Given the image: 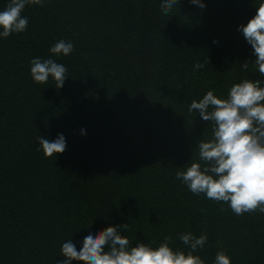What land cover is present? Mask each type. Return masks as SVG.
Segmentation results:
<instances>
[{"label": "trees", "instance_id": "16d2710c", "mask_svg": "<svg viewBox=\"0 0 264 264\" xmlns=\"http://www.w3.org/2000/svg\"><path fill=\"white\" fill-rule=\"evenodd\" d=\"M203 2L165 15L162 0H45L23 10L26 31L0 38V264H57L65 241L79 251L108 227L132 246L171 237L185 252L180 234L207 235L194 253L205 264L219 251L264 264V213L236 215L176 178L212 136L210 121L189 115L192 100L264 80L254 63L241 68L255 56L238 30L259 0ZM60 40L70 55L50 52ZM34 58L67 68L63 88L34 82ZM58 134L66 151L45 158L38 137Z\"/></svg>", "mask_w": 264, "mask_h": 264}, {"label": "clouds", "instance_id": "9594fccd", "mask_svg": "<svg viewBox=\"0 0 264 264\" xmlns=\"http://www.w3.org/2000/svg\"><path fill=\"white\" fill-rule=\"evenodd\" d=\"M45 0H9L0 11V38L27 30L28 18L22 16L27 5L44 6ZM181 0H162L161 11L167 15ZM189 3L205 9L203 0H189ZM251 45L254 62H244L241 68L249 69L250 63L264 77V0H259L255 16L247 25L238 29ZM218 43V41H214ZM74 45L60 40L50 48L55 55H70ZM196 63L195 70L204 68ZM31 76L35 83L46 84L51 77L56 88H63L67 79V68L53 59L31 60ZM198 112L203 121L211 122L210 139L197 143V156L189 165L176 173V178L194 195L204 194L207 199L227 203L236 215L264 213V80L244 79L230 87L227 98H218L208 91L199 101L192 100L188 113ZM81 135L86 130L81 129ZM40 149L45 158L56 157L66 151L63 134L55 140L38 137ZM129 230L130 225L119 226ZM179 239L190 247V251L174 250L170 247L171 237H165L157 247L138 243L132 246L127 236L120 234L117 227H108L97 234H89L78 251L71 239L61 246L66 258L57 264H205L200 256L194 255L203 248L207 235L197 238L192 233H182ZM215 264H232L225 251H219Z\"/></svg>", "mask_w": 264, "mask_h": 264}]
</instances>
